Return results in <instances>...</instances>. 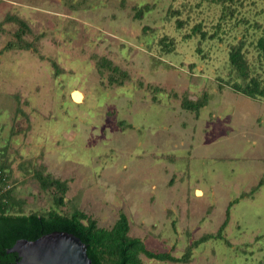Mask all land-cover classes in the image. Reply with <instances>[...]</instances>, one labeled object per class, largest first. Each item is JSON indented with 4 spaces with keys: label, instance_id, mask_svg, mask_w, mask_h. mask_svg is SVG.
Returning a JSON list of instances; mask_svg holds the SVG:
<instances>
[{
    "label": "rangeland",
    "instance_id": "374dc122",
    "mask_svg": "<svg viewBox=\"0 0 264 264\" xmlns=\"http://www.w3.org/2000/svg\"><path fill=\"white\" fill-rule=\"evenodd\" d=\"M8 18L29 27L20 41ZM262 29L264 0H0V150L11 169L0 191L24 214L76 206L100 228L122 213L147 250L179 258L190 247L187 264H264V101L218 81L235 76L228 52L240 41L264 79ZM101 58L125 73L114 75L122 85L100 79ZM204 94L197 116L181 107ZM41 162L68 182L61 207L31 177ZM227 210L223 239L193 247Z\"/></svg>",
    "mask_w": 264,
    "mask_h": 264
},
{
    "label": "trees",
    "instance_id": "16d2710c",
    "mask_svg": "<svg viewBox=\"0 0 264 264\" xmlns=\"http://www.w3.org/2000/svg\"><path fill=\"white\" fill-rule=\"evenodd\" d=\"M232 3L236 0H227ZM137 15H141L138 10ZM17 22L20 31L15 34L16 38L20 41L25 32L29 31V27L25 22L19 19H11ZM178 28H181L180 24ZM198 28H194L196 31ZM256 41L255 49L260 64L264 68V29H262ZM201 40L205 38V34H200ZM163 48L164 41L160 40ZM18 48L19 50H27L32 48L30 43L25 42L23 46L14 45L11 42L5 47V50ZM169 48V47H168ZM198 50V48H197ZM170 53V50H167ZM199 52V51H198ZM228 62L235 73V76L230 79H218L222 84H219V90L223 85L228 86L235 94L244 96L248 99L264 101V79L259 76L250 75L249 67L246 58L245 45L240 41L238 45L230 46L228 52ZM54 67L56 65L54 64ZM96 70L100 79L107 71L109 75L108 85L117 84L122 85L114 75H124L112 61L107 59H100L95 64ZM231 73L229 71L228 76ZM17 100V113L23 114L18 103V96H14ZM207 96L204 94L201 99L194 102L183 99L181 107L188 111H193L197 116L198 111L206 106ZM5 154V150H0L1 157ZM31 177L37 182L39 189L43 192H50L52 195L53 204L56 207L64 205V196L68 191V182L61 181L54 178L46 169L45 165L41 162L36 166H32ZM11 178V169L4 161L0 163V184ZM264 183L261 180L257 187ZM3 184V183H2ZM24 201L16 200L12 191H0V264H14L18 259L15 253H8L16 241L27 240L35 241L36 239L53 232H66L79 238L87 246V256L92 264H142L141 256L147 259H152L159 262H172L187 264L191 257V248H187L185 253L175 258L168 253H154L146 249L143 241L129 235L130 226L128 219L122 213L119 214L118 219L113 226L109 229L100 228L97 222L91 217L79 210L76 206L71 207L69 212L60 213L56 209L50 210L45 214L30 213L24 214L22 207ZM232 205V203L229 205ZM228 222L227 218L220 226L215 235H206L194 242L193 247L205 243L208 240H222V230L226 227Z\"/></svg>",
    "mask_w": 264,
    "mask_h": 264
},
{
    "label": "water",
    "instance_id": "95a60500",
    "mask_svg": "<svg viewBox=\"0 0 264 264\" xmlns=\"http://www.w3.org/2000/svg\"><path fill=\"white\" fill-rule=\"evenodd\" d=\"M72 98L80 101L76 92ZM86 251L87 246L74 235L53 232L35 241L18 240L7 252L17 255L14 264H92Z\"/></svg>",
    "mask_w": 264,
    "mask_h": 264
}]
</instances>
